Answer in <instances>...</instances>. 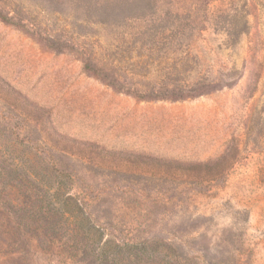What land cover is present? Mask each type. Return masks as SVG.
Here are the masks:
<instances>
[{"label": "rangeland", "instance_id": "obj_1", "mask_svg": "<svg viewBox=\"0 0 264 264\" xmlns=\"http://www.w3.org/2000/svg\"><path fill=\"white\" fill-rule=\"evenodd\" d=\"M110 94L210 158L123 151ZM0 264H264V0H0Z\"/></svg>", "mask_w": 264, "mask_h": 264}, {"label": "crops", "instance_id": "obj_2", "mask_svg": "<svg viewBox=\"0 0 264 264\" xmlns=\"http://www.w3.org/2000/svg\"><path fill=\"white\" fill-rule=\"evenodd\" d=\"M94 105L90 111L94 113V122L105 119L112 121L113 136L120 135L122 150L161 159L202 160L210 155L201 152L186 151L182 148L170 149L154 147L155 143H168L169 136L177 128V120L183 122L194 112L193 106L181 103L143 102L125 95H109L104 104L98 103L94 96ZM159 137H164L159 139ZM146 143L149 144L146 146Z\"/></svg>", "mask_w": 264, "mask_h": 264}, {"label": "trees", "instance_id": "obj_3", "mask_svg": "<svg viewBox=\"0 0 264 264\" xmlns=\"http://www.w3.org/2000/svg\"><path fill=\"white\" fill-rule=\"evenodd\" d=\"M68 200H71V197L68 198ZM112 248V245H110L108 242H106L104 245H102L101 247L98 248V255L99 257H102V262H109L110 259H108L107 255L109 254V250ZM147 249V246L145 245H126V246H120V245H115V248H113L114 251H116L118 254H122V253H129V254H133V252L135 251L134 254H136L137 252L140 251H145ZM111 261H115V260H111Z\"/></svg>", "mask_w": 264, "mask_h": 264}]
</instances>
